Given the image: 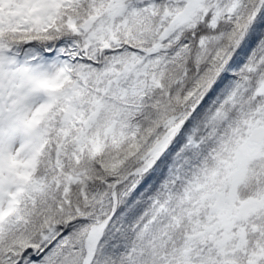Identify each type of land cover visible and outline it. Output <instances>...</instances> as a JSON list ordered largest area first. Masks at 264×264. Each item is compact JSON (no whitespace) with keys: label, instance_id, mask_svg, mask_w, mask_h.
<instances>
[{"label":"snow or ice","instance_id":"6c2138e0","mask_svg":"<svg viewBox=\"0 0 264 264\" xmlns=\"http://www.w3.org/2000/svg\"><path fill=\"white\" fill-rule=\"evenodd\" d=\"M0 264H264V0H0Z\"/></svg>","mask_w":264,"mask_h":264}]
</instances>
